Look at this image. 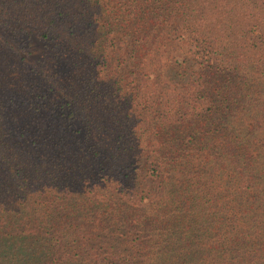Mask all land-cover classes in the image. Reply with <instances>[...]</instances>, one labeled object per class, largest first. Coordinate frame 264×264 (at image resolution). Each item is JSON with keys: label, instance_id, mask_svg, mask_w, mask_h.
I'll return each instance as SVG.
<instances>
[{"label": "trees", "instance_id": "16d2710c", "mask_svg": "<svg viewBox=\"0 0 264 264\" xmlns=\"http://www.w3.org/2000/svg\"><path fill=\"white\" fill-rule=\"evenodd\" d=\"M0 9V264H264V0Z\"/></svg>", "mask_w": 264, "mask_h": 264}, {"label": "rangeland", "instance_id": "374dc122", "mask_svg": "<svg viewBox=\"0 0 264 264\" xmlns=\"http://www.w3.org/2000/svg\"><path fill=\"white\" fill-rule=\"evenodd\" d=\"M119 4H117L116 8L117 9H120L121 7V4L123 2H118ZM106 7H110L111 4L110 2H107V4H104ZM38 10L41 12L43 11V4L39 5L38 7H36L34 10H32L30 8V4L28 3V7L26 9V11L20 13L18 15L19 19L21 20L20 22H22L24 25H27L29 29H32L33 30V42H35L37 39H39V27H40V21L38 19H36V10ZM2 12V13H1ZM6 17H9V18H12V13L9 12V11H3V9H0V18H6ZM40 48V47H39ZM43 55H44V52L43 53H39L37 55H35V59L36 58H43ZM192 59V58H191ZM29 64L32 63V62H28ZM33 65H35V68H39V65L37 63H32ZM15 74V73H14ZM32 74V72H31ZM41 75V73H38V77ZM24 81H21V82H25V78H23ZM145 92H148V93H151L153 96H155L158 92V90H155V89H147L145 91H143L142 93H140V95L142 96V98H149V97H152L151 94H148V93H145ZM166 93H162V96L164 97V99H166V96H165ZM123 102V100H122ZM124 103V102H123ZM118 104H120L121 106H123V104L121 102H119ZM125 104V103H124ZM126 107L129 108V110H133V109H137V110H140L142 108V104L140 103V101H137V102H134V103H126L125 104ZM154 106V105H153ZM123 108V107H122ZM90 109V107H89ZM147 109V108H146ZM127 110V109H126ZM127 110V111H129ZM151 110H148L146 111L144 109V111L142 110V113H144L145 115L148 116V113L150 112ZM129 121H132V120H129ZM132 123H129L127 124L128 127H131L130 128V133H129V137H132L136 139H138L140 142L143 141L144 138L150 136V135H157L156 131L152 130L151 133L152 134H149V132H146L147 130L145 129V127H143V123H140L138 124L137 126H133L131 125ZM125 132L127 133L128 131L125 130ZM81 136L82 138H86V136H84L82 133H78V135H76V137H79ZM89 137H93V134L92 133H89ZM131 139V138H130ZM136 142V141H135ZM88 144V140L86 141L85 145H82L83 148H86V145ZM137 149V147H136ZM97 152H99L100 154L102 153V150L101 149H98Z\"/></svg>", "mask_w": 264, "mask_h": 264}]
</instances>
